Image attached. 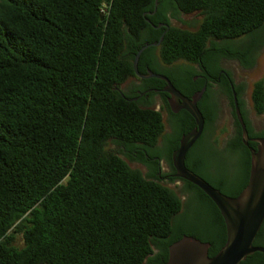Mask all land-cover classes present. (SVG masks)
Wrapping results in <instances>:
<instances>
[{"label":"trees","instance_id":"obj_1","mask_svg":"<svg viewBox=\"0 0 264 264\" xmlns=\"http://www.w3.org/2000/svg\"><path fill=\"white\" fill-rule=\"evenodd\" d=\"M188 14L200 17L196 30L173 26ZM161 36L139 57L138 71L167 77L190 98L204 87L192 81L200 74L192 64L225 85L231 75L220 73L219 59L254 67L264 0H158L157 8L156 0H0V264H167L169 247L183 236L208 244L210 257L224 245L215 204L175 176L172 155L194 119L173 112L165 82L135 73V56ZM182 61L188 66H177ZM129 79L141 86L123 89ZM144 87L158 91L139 97L135 91ZM240 87L236 104L248 145L232 110L236 133L215 147L209 84L197 102L204 128L185 162L230 197L247 184L248 149L264 137V126L251 127ZM251 91L261 114L264 83L254 81ZM157 94L169 109L170 133L163 113L148 106ZM165 159L170 170L161 175L182 182L186 202L157 181ZM226 177L238 181L231 190L221 186ZM253 241L264 247V220ZM239 264H264V255L254 252Z\"/></svg>","mask_w":264,"mask_h":264},{"label":"water","instance_id":"obj_2","mask_svg":"<svg viewBox=\"0 0 264 264\" xmlns=\"http://www.w3.org/2000/svg\"><path fill=\"white\" fill-rule=\"evenodd\" d=\"M158 0H156V8ZM156 11V9H155ZM154 11V12H155ZM101 19L104 16L101 15ZM164 25H160L158 28ZM163 40L161 36L158 44L146 45L134 58V69L138 77L142 79H158L166 83L164 94L169 95V105L173 112L186 110L194 119L195 125L183 134L180 145L173 152L172 160L175 167V176L184 179L197 186L212 200L224 221L226 241L224 245L213 256H208L209 245L193 236H183L169 247V259L167 264H239L254 252L264 255V247L253 246V239L257 235L264 220V137L256 138V148L249 147L250 169L248 181L237 196L230 197L208 184L206 180L189 171L186 167L188 149L196 142L203 131L205 123L204 116L197 104L205 92L203 87L190 98L183 95L168 78L159 74L149 73L141 75L138 71L139 57L145 50L152 46H158ZM137 100V98H133ZM235 94H233V105L235 115L241 127L243 143L248 145V135L245 124L241 117Z\"/></svg>","mask_w":264,"mask_h":264},{"label":"rangeland","instance_id":"obj_3","mask_svg":"<svg viewBox=\"0 0 264 264\" xmlns=\"http://www.w3.org/2000/svg\"><path fill=\"white\" fill-rule=\"evenodd\" d=\"M182 22L180 21H173L172 24L175 27L188 30V31H194L196 30V22L200 21V17L197 15L191 14V15H183L181 16ZM241 41V39L239 40ZM256 63L251 71H242L239 66L236 63H224V68L228 69L233 73V76L236 80L237 83L244 82L247 85V89L245 91V95L243 96V99L246 101V109H247V116L248 119L251 123V127L254 128L255 131L261 130L262 123L264 122V112L261 114H257L254 111L253 104L251 101V90H252V85L254 84V81H262L264 83V40L261 43L257 58H255ZM181 65H186L184 62L177 63V66ZM188 66V65H186ZM193 68H195L193 66ZM196 69V68H195ZM138 84L136 79H129L125 84H123L122 88L123 89H128V87L133 86L134 84ZM163 99L161 97L155 98V101H153L151 104L148 106L157 110H160L163 113V118H164V127H165V133H170L171 132V127H170V112L169 109L166 105L163 103ZM227 99L226 97L220 95L215 96V109H216V117L213 121L212 127V137L211 139H215V147L216 148H222L226 140L232 136V117L230 114V108L227 104ZM162 145V142L159 141V146ZM127 164H129L132 168L139 170L141 173L144 175H147L149 172L148 167L146 165L140 164L138 161H131L127 160L123 156H121ZM160 172H162L164 175L165 173H168L170 170V166L168 164V161L162 160L160 162ZM160 183H162L163 186H168L174 190L177 191V194L180 195L182 200L186 202V198L184 194H181L179 191L178 185H182V182H175L171 183L167 178L165 179H159L157 180Z\"/></svg>","mask_w":264,"mask_h":264},{"label":"flooded vegetation","instance_id":"obj_4","mask_svg":"<svg viewBox=\"0 0 264 264\" xmlns=\"http://www.w3.org/2000/svg\"><path fill=\"white\" fill-rule=\"evenodd\" d=\"M220 61H219V68L221 69V71H220V73L221 74H226V72H229L230 73V80H227L226 81V83H227V85H225V84H222L221 83V81H220V76H213V77H210V75H208V74H205V75H203V74H201V73H204V68H201V67H199V66H197V65H193L192 64V66H194L195 68H196V71L197 72H199L200 74H198L197 76H194L193 78H192V81H197V80H199V81H202V83L204 84L203 86L205 87V88H207V86L210 84V88H211V90L213 91V95H212V97H211V101H210V103H211V105H213V106H215L214 105V103H215V96L216 95H218V96H220V95H222V96H224V97H226V99H227V104H228V106H229V108H230V114H231V117H232V126H231V128H232V136H230L229 138H231L232 139V137L235 135V133H236V124H235V118H234V116L232 115V110L235 112V108H234V105L232 104V106H231V104H229L230 103V101H229V98H228V92L230 93V95H231V98H232V100H233V94H235V96H236V93H235V88L236 87H238V86H243L244 85V88H239L237 91H239V92H242L241 93V95H240V99L243 101V103H242V105H243V108H244V110L245 111H247V109H246V101L243 99V96L245 95V91H246V89H247V85H246V83H244V82H240V83H237L236 82V80H235V78H234V76H233V73L231 72V71H229L228 69H225L224 68V63H236L238 66H239V68L242 70V71H251L252 69H243L241 66H240V64L237 62V61H235V60H233V58L232 59H230V58H227V57H224V58H221V59H219ZM182 62H184V61H182ZM185 64H188L187 62H184ZM219 73V74H220ZM145 80V79H142V78H138V80ZM138 82V84H137V86H141V82L140 81H137ZM228 89V90H227ZM156 91H158L157 89H155V88H143V90L142 89H138V90H136L135 92L136 93H138L139 94V97H146L147 99L149 98V95L151 94V93H155ZM252 92V91H251ZM157 97H160L158 94L157 95H155V96H153V98H152V100L153 101H155V98H157ZM250 97H251V95H250ZM237 100V99H236ZM168 101H169V99H168ZM237 105V104H236ZM238 106V105H237ZM180 112V111H179ZM264 126V122L262 123V127ZM228 138V139H229ZM227 139V140H228ZM254 139V138H253ZM226 140V141H227ZM253 141V140H252ZM254 142V141H253ZM160 169H161V167H160ZM160 169H159V173H158V175L162 178V180L163 179H165L164 177H162V172H160ZM211 179L213 180V181H215V178L214 177H211ZM238 183V181H237V179H234L233 177H232V179L231 178H228V177H226V183L225 184H223L222 183V187L224 188V189H226V190H228V189H232V188H234V186L236 185ZM185 197H187V196H185Z\"/></svg>","mask_w":264,"mask_h":264},{"label":"built area","instance_id":"obj_5","mask_svg":"<svg viewBox=\"0 0 264 264\" xmlns=\"http://www.w3.org/2000/svg\"><path fill=\"white\" fill-rule=\"evenodd\" d=\"M105 11V10H104Z\"/></svg>","mask_w":264,"mask_h":264}]
</instances>
